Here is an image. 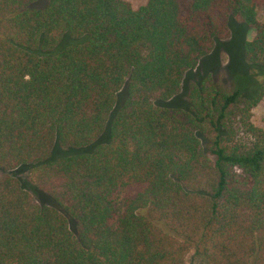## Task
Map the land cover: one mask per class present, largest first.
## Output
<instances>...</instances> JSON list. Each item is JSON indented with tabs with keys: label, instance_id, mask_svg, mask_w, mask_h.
Listing matches in <instances>:
<instances>
[{
	"label": "trees",
	"instance_id": "1",
	"mask_svg": "<svg viewBox=\"0 0 264 264\" xmlns=\"http://www.w3.org/2000/svg\"><path fill=\"white\" fill-rule=\"evenodd\" d=\"M261 6L0 0V264H185L190 251L197 264H264ZM229 20L254 31L252 73L205 76L185 109L156 105ZM54 145L74 151L51 159Z\"/></svg>",
	"mask_w": 264,
	"mask_h": 264
},
{
	"label": "rangeland",
	"instance_id": "2",
	"mask_svg": "<svg viewBox=\"0 0 264 264\" xmlns=\"http://www.w3.org/2000/svg\"><path fill=\"white\" fill-rule=\"evenodd\" d=\"M130 3V5L136 9L142 5H144L147 0H124ZM252 1V0H246ZM257 14L261 21L264 22V6L257 7ZM229 35L219 40L214 44L211 52L204 58H201L197 67L194 69L187 70L182 79L181 85L179 87L178 92L171 97L170 99L157 102L156 105L163 107H177L185 109L186 106L184 104L187 100V93L192 84L198 83L200 79L204 78L207 75H211L215 81L221 82L226 86L230 85L231 78L237 74H248L252 73V68L244 59L243 55V47L244 43L250 40L253 35V29L246 27L241 23H237L233 20H229ZM120 97H122V93H119ZM251 121L257 125H264V97L257 104L255 108L251 111ZM57 143L54 141V144ZM74 151V149H72ZM72 150H68L65 148H61L58 145H54L51 150V159L53 156H60L62 154H67L72 152ZM11 175L20 180L23 187H25L28 191H32V182L30 178V168L29 167H18L9 172ZM3 172L0 171V176ZM34 198L38 203L45 205H53L52 199L46 195L35 193ZM140 213L146 214V211H140ZM70 228L73 229L74 224L72 221H69ZM185 264H197L193 257V252L190 251L186 255V263Z\"/></svg>",
	"mask_w": 264,
	"mask_h": 264
}]
</instances>
